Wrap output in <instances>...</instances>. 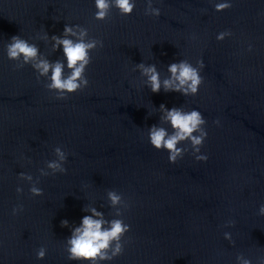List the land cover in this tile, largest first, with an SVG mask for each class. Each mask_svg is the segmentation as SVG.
<instances>
[{
	"label": "water",
	"instance_id": "95a60500",
	"mask_svg": "<svg viewBox=\"0 0 264 264\" xmlns=\"http://www.w3.org/2000/svg\"><path fill=\"white\" fill-rule=\"evenodd\" d=\"M220 2L152 0L161 11L154 17L145 15L147 0H135L131 15L112 8L98 21L95 0H0V264H88L65 251L71 228L90 214L85 206L130 225L123 254L100 264H238L241 254L264 262V0H229L232 7L217 12ZM65 24L87 28L104 46L91 53L88 87L59 100L31 65L14 70L5 46L20 35L50 61L64 60L50 36ZM225 30L233 35L218 41ZM44 31L48 42L38 38ZM182 59L204 62L196 96L152 93L133 71L155 64L163 79ZM161 104L202 113L206 162L187 153L171 164L166 150L151 146L148 128L159 123ZM57 146L68 154L67 173L41 176ZM21 172L39 179L42 196L31 195ZM110 190L128 204L122 217ZM18 204L24 210L14 216ZM42 246L46 256L37 259Z\"/></svg>",
	"mask_w": 264,
	"mask_h": 264
},
{
	"label": "clouds",
	"instance_id": "9594fccd",
	"mask_svg": "<svg viewBox=\"0 0 264 264\" xmlns=\"http://www.w3.org/2000/svg\"><path fill=\"white\" fill-rule=\"evenodd\" d=\"M135 0H95L96 12L94 19L104 21L109 18L112 8L118 9L121 16L131 15L135 9ZM215 11L221 12L232 7L229 0L216 3ZM161 11L153 7L152 0H147L145 15L159 17ZM231 30L220 32L216 39L223 41L226 37L232 36ZM38 38L48 42L49 34L44 31ZM52 42V51L55 52L62 48L64 60L57 59L50 61L46 56L40 53L35 43L22 38L20 35H14L6 44V54L10 61H14V70H19L25 65L31 67L37 73V80L41 77L49 82L44 86L55 94V98L65 100L69 95L82 91L89 85L86 76V69L92 62L91 53L103 48V40L89 36L87 28L80 25L65 24L61 35L50 36ZM252 50V45H248V51ZM66 61V64H65ZM205 67L202 59L196 61L194 66L189 60L182 59L178 62L170 63L167 72L170 74L161 78L155 64H145L143 62L136 64L133 71L139 70L144 78L143 83L152 93H159L163 90L165 93L175 92L181 95L196 96L200 86L204 82L201 76V70ZM65 68L68 72L65 74ZM159 123L148 128V139L152 147L156 150H166L168 152V161L176 164L182 160L185 154L190 153L198 162H206L207 155L200 154L201 148L207 139L206 130L207 120L198 110L186 111L183 107L167 108L164 104L159 106ZM217 126L220 120L213 121ZM163 125H169L171 131ZM178 145H183L178 146ZM56 159L45 162V168L39 169L41 176L55 175L57 173L66 174L64 167L67 162L68 154L60 147L54 148ZM30 162V161H29ZM18 178L31 184L29 189L33 197L42 196L43 189L37 187L39 179L33 180V176L27 173H19ZM17 193H22L23 188L17 187ZM110 206L115 209V216L122 217V209H127L128 204L122 194L115 190L107 192ZM24 210L22 204H18L12 209L15 216ZM85 212L90 213L82 217L79 226L71 228V235L66 239L65 251L67 258L71 261L88 262V264H100L101 261H111L124 252V239L130 231V225L126 224L122 218L105 219L104 213L98 211L96 207L85 206ZM258 214L264 216V204H261ZM235 225L234 220H229L226 226ZM62 227H69L68 220L61 221ZM226 240L234 243L231 233L225 232ZM47 249L40 247L36 252L37 259H44ZM238 264H252L250 259L242 254L236 257ZM264 264V262H262Z\"/></svg>",
	"mask_w": 264,
	"mask_h": 264
}]
</instances>
